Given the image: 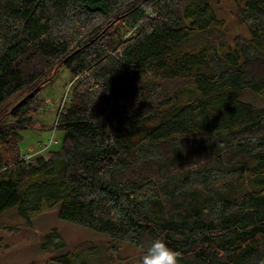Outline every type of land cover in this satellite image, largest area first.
Returning <instances> with one entry per match:
<instances>
[{"label":"trees","instance_id":"16d2710c","mask_svg":"<svg viewBox=\"0 0 264 264\" xmlns=\"http://www.w3.org/2000/svg\"><path fill=\"white\" fill-rule=\"evenodd\" d=\"M211 2L0 0V110L31 90L0 117L8 230L60 204L108 239H164L180 264H264V0H243L249 36L231 43ZM58 64L71 75L59 143L21 160L35 88ZM45 240L64 247L55 231Z\"/></svg>","mask_w":264,"mask_h":264},{"label":"rangeland","instance_id":"374dc122","mask_svg":"<svg viewBox=\"0 0 264 264\" xmlns=\"http://www.w3.org/2000/svg\"><path fill=\"white\" fill-rule=\"evenodd\" d=\"M218 18L225 20L224 38L231 43L236 35L249 36L245 24L239 21L235 13L243 4V0H212ZM115 26L119 35L131 32L127 18H123ZM71 75L64 65L58 64L49 68L38 82L37 99L41 105L35 113L34 123L21 131L18 142L20 154L36 153L40 146L48 143L53 136L59 143L60 131L55 123L57 114L69 96ZM29 89L19 92L10 98L0 110V117H5L8 110L29 93ZM66 95V97H65ZM56 145H49L53 147ZM48 148L44 150L47 152ZM7 161L12 157L7 151H2ZM37 156V155H36ZM60 204H56L35 215L29 225L19 226L17 230H8L17 223L14 212L0 217V264H56L53 260L68 252H75L70 264H139L143 249L111 240L103 234L59 217ZM57 232L64 242V247L58 250H44L45 237ZM53 242H57L54 238ZM180 264V263H179Z\"/></svg>","mask_w":264,"mask_h":264},{"label":"clouds","instance_id":"9594fccd","mask_svg":"<svg viewBox=\"0 0 264 264\" xmlns=\"http://www.w3.org/2000/svg\"><path fill=\"white\" fill-rule=\"evenodd\" d=\"M179 254L164 239L154 238L143 246L139 264H179Z\"/></svg>","mask_w":264,"mask_h":264},{"label":"built area","instance_id":"2783aa9c","mask_svg":"<svg viewBox=\"0 0 264 264\" xmlns=\"http://www.w3.org/2000/svg\"><path fill=\"white\" fill-rule=\"evenodd\" d=\"M65 97H66V95H65ZM57 142L58 141L52 136L47 144H45L44 146H40V148L37 149L36 153H32V152L31 153H25V154L20 156V159L24 160V161H28L36 155L44 156L45 155L44 150H46L48 148V146L51 144H53V145L57 144Z\"/></svg>","mask_w":264,"mask_h":264}]
</instances>
